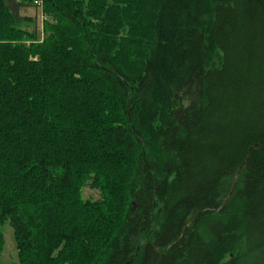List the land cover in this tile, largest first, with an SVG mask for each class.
<instances>
[{
    "label": "trees",
    "instance_id": "16d2710c",
    "mask_svg": "<svg viewBox=\"0 0 264 264\" xmlns=\"http://www.w3.org/2000/svg\"><path fill=\"white\" fill-rule=\"evenodd\" d=\"M263 149L264 0H0V264H264Z\"/></svg>",
    "mask_w": 264,
    "mask_h": 264
},
{
    "label": "rangeland",
    "instance_id": "374dc122",
    "mask_svg": "<svg viewBox=\"0 0 264 264\" xmlns=\"http://www.w3.org/2000/svg\"><path fill=\"white\" fill-rule=\"evenodd\" d=\"M19 14L23 17H30L33 19L29 25L23 26L24 29L30 31H37L41 37H43V24L46 21L44 19L43 12L38 7H28L21 8ZM83 198L85 200H94L98 201L101 199V193L98 190H94L91 187L87 186L83 190ZM4 236H5V248L3 255L1 257V262L3 264L15 263L17 261V249L14 240L13 230L9 225H6L4 228Z\"/></svg>",
    "mask_w": 264,
    "mask_h": 264
},
{
    "label": "water",
    "instance_id": "95a60500",
    "mask_svg": "<svg viewBox=\"0 0 264 264\" xmlns=\"http://www.w3.org/2000/svg\"><path fill=\"white\" fill-rule=\"evenodd\" d=\"M263 150H264V149H263ZM250 155H251V152H250V154H249V157H250ZM240 171H241V169L239 170L238 174L240 173ZM238 174H237V175H238ZM235 185H236V180H235V183H234V186H233L232 192L234 191ZM230 195H231V194H230Z\"/></svg>",
    "mask_w": 264,
    "mask_h": 264
},
{
    "label": "built area",
    "instance_id": "2783aa9c",
    "mask_svg": "<svg viewBox=\"0 0 264 264\" xmlns=\"http://www.w3.org/2000/svg\"><path fill=\"white\" fill-rule=\"evenodd\" d=\"M37 4H38V3H37ZM44 19L47 20L45 16H44Z\"/></svg>",
    "mask_w": 264,
    "mask_h": 264
}]
</instances>
